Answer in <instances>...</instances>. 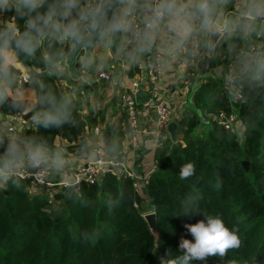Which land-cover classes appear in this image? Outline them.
I'll return each instance as SVG.
<instances>
[{
    "label": "clouds",
    "instance_id": "clouds-1",
    "mask_svg": "<svg viewBox=\"0 0 264 264\" xmlns=\"http://www.w3.org/2000/svg\"><path fill=\"white\" fill-rule=\"evenodd\" d=\"M135 73L160 90L187 82L212 85L214 99L264 96V0H0V188H20L27 174H65L69 149L78 160L121 162L156 139L138 117L103 129L89 122L109 94L132 87ZM66 126L80 131L77 139L37 134ZM195 173L188 162L178 178ZM76 190L68 183L67 197ZM198 212L188 201L178 214ZM202 213L185 226L193 240H180L183 254L160 264L205 262L241 247L236 225Z\"/></svg>",
    "mask_w": 264,
    "mask_h": 264
},
{
    "label": "trees",
    "instance_id": "trees-1",
    "mask_svg": "<svg viewBox=\"0 0 264 264\" xmlns=\"http://www.w3.org/2000/svg\"><path fill=\"white\" fill-rule=\"evenodd\" d=\"M214 97L210 84L194 91L207 116L194 112L176 121L178 139L159 146L145 199L133 178L118 171L82 183L72 199L65 189L53 203L45 192L32 194L29 179L18 189L0 188V264H160V257L183 254L180 240H193L185 226L203 220L202 212L236 225L241 247L193 264H264V96L250 94L237 106L242 137L219 120L232 112L229 98ZM78 132L66 126L37 134L54 139ZM188 162L196 173L181 181L179 170ZM188 201L201 212L178 214ZM150 211L157 214L159 238L143 216Z\"/></svg>",
    "mask_w": 264,
    "mask_h": 264
},
{
    "label": "built area",
    "instance_id": "built-area-1",
    "mask_svg": "<svg viewBox=\"0 0 264 264\" xmlns=\"http://www.w3.org/2000/svg\"><path fill=\"white\" fill-rule=\"evenodd\" d=\"M143 92H145L147 95L145 105L150 109H154L158 115L159 125L155 131L158 146L164 145L166 140L171 137V134L168 130V125L169 123L173 122L171 118L172 110L163 96L164 90L158 89L157 84L151 78L147 77L144 73H135L134 84L131 88L125 89L121 95L123 106L127 112V118L128 120L130 117L139 118L138 100ZM244 99H229L230 106L232 107V112L229 115L223 114L219 117L220 122L224 124L225 127L230 131L234 127L240 128L239 126H237V123L240 121L238 118L237 106L242 101H244ZM183 119L184 118L179 115L174 119V122H181ZM94 128L102 129L99 126H95ZM236 134L240 135L241 137L243 136V134L241 135V132H238ZM157 170L158 163L156 158L150 165V168L143 174H138L132 166L125 164L123 161H89L87 164L81 165L80 167L76 168L71 174L70 179L64 178L61 181H54L52 178H40L37 180L32 176V174L24 175L21 177V179L30 180V191L32 194L45 192L48 195L49 202L53 203L56 200L55 194L64 192L68 183H75L77 185V190H79V187L82 183H97L101 181L108 172L115 171L133 178V185L135 190L141 195H143L144 193L147 195L151 177ZM136 206H138L137 203ZM146 213H143V216Z\"/></svg>",
    "mask_w": 264,
    "mask_h": 264
},
{
    "label": "crops",
    "instance_id": "crops-1",
    "mask_svg": "<svg viewBox=\"0 0 264 264\" xmlns=\"http://www.w3.org/2000/svg\"><path fill=\"white\" fill-rule=\"evenodd\" d=\"M197 88H193L187 82L181 83L179 86L172 88V89H164V98L168 102L172 110V121L181 115L183 118L193 115L194 112L201 116V111L199 108L196 107L193 95L194 91ZM100 91L103 93L107 91L104 88H101ZM124 91V90H123ZM122 92L117 93L115 96L109 94L107 96V103L103 111H101L96 116H90L89 122L92 124L93 127L99 126L100 128H105L106 124L109 121H115L116 123L126 126L128 118L127 112L123 106L121 95ZM146 93L143 92L138 100V109H139V120L141 121L142 128L146 133H153L159 125L158 115L154 109H150L145 105L146 102ZM202 119V118H201ZM155 125V127H153ZM237 126L242 128L245 131V127L241 121L237 123ZM244 131L241 132V135H244ZM64 138H70L75 140L80 135V132L76 133L71 137L64 136L63 133L59 134ZM158 141L156 139H150L147 145H139L135 146V151L132 155L131 160H124L123 162L127 165H130L137 171L138 174L145 173L149 168L150 165L154 162L156 157V153L158 151ZM69 158L72 160V165L68 169V171L59 176L52 178L54 181H61L64 178L70 179L71 174L73 171L80 167L81 165L87 164L89 161L78 160L75 154L69 149ZM142 197L147 198V195L144 193Z\"/></svg>",
    "mask_w": 264,
    "mask_h": 264
},
{
    "label": "water",
    "instance_id": "water-1",
    "mask_svg": "<svg viewBox=\"0 0 264 264\" xmlns=\"http://www.w3.org/2000/svg\"><path fill=\"white\" fill-rule=\"evenodd\" d=\"M168 130L171 134L172 139L177 140L178 139L177 124L175 122L169 123ZM243 164H244L246 170L249 171V161L246 160L243 162ZM64 196H65V194L63 192L55 194V198L57 200L64 198ZM144 218L147 221L148 226H149L150 230L152 231V233L155 235L156 238H159L160 232H159L158 219H157L156 212L153 211V212L146 213L144 215Z\"/></svg>",
    "mask_w": 264,
    "mask_h": 264
}]
</instances>
